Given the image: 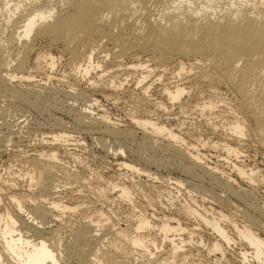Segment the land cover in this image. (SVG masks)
Returning <instances> with one entry per match:
<instances>
[{
    "label": "bare ground",
    "instance_id": "obj_1",
    "mask_svg": "<svg viewBox=\"0 0 264 264\" xmlns=\"http://www.w3.org/2000/svg\"><path fill=\"white\" fill-rule=\"evenodd\" d=\"M8 26L12 27V32L10 31L7 34H5L4 31L5 29H8L7 28ZM2 33H4L5 35L0 38V65L6 69L12 68L13 74H9L10 72L5 73L4 75L1 74L0 80L2 81L4 92L7 95H10V97H14V98L19 97V99H22L23 101L26 100L28 102L31 101L33 102V104L35 102L36 104H38L37 103L38 101L40 102L47 101L48 92L46 94L44 93V91L42 92L41 90H34L33 88H29L30 86L25 89L23 88L20 89L15 87L14 85L15 82L13 83L14 79L17 78V71L18 72L20 71V73L23 74L26 61H28L27 58L33 49L31 44L33 39L39 37L41 38L49 37L52 41L51 43H53V41L54 43L55 41L64 42L65 47L64 46L63 47L66 49V51H68V53L71 54L70 57L72 56L71 58H73L77 62L74 63L77 64V68H76L77 72L82 73L83 75L88 74L89 72H91V70H93V68H96V66L93 65L92 58L95 49L97 51L95 53H98V51H100L97 50L96 47L102 45V44L99 45L100 43L99 41L102 40V42L104 41L106 42V44L103 45L106 46L107 48L106 51H108V54H110L111 56L113 55L114 57H117L120 54H125V53L126 54L133 53L135 55H138V57L142 55L143 58L142 61L137 62V64L134 65V67L140 66L146 73L149 74H151L150 72L154 70H158L162 74V71L166 72L167 69L170 68L172 64H175L173 70L176 71L175 72L176 75L173 74V76L175 75L176 77L179 76L181 77V75L183 77V74H188L193 69H196L195 73L190 77L191 80L189 84L187 82V87L183 86L184 84H180V85L176 84L173 86V88H168V86L165 88L163 87L164 89L161 90L162 91L161 93L162 95H166L167 98H169V101L171 100L175 101L180 99L185 94V90H187L186 88L192 90L194 89L197 92H199V90L201 89L200 87L202 85H208V87L215 86L214 88L218 87L217 89L219 90L221 87L229 88L231 90V93L233 92L235 94L236 100H234V102L236 101V105H237L236 107L237 109L235 110L238 111V107H239V108H243L244 112L247 111V113L251 117V119L249 118L250 121L252 120L253 133L255 132V134L259 138L258 140H260V143L262 142L264 144V0H0V34ZM13 49L16 52L15 53L13 51L14 54L12 53ZM83 59H84V63L86 62V65H84L83 62L81 63ZM179 60L181 61L178 62ZM183 60H187V61L189 60L190 66L189 65L186 66L185 65L186 63L183 62ZM15 61H16L15 66H12V63ZM53 61H54V55H50V57L45 60V63L47 64V66L45 67L51 68L53 65ZM172 68L169 70H172ZM185 76L184 78H186ZM18 77H20L23 80L24 78H27L23 75ZM190 78L188 77V79ZM143 79H145V77ZM110 82L109 84H107L109 88L111 87H115L117 89L120 88L117 85H110L114 83L113 81L112 83ZM146 85L145 86L143 85L141 87L144 90V92L148 88L146 87ZM115 88L113 89L115 90ZM217 92L219 93V91ZM217 92L216 93L213 92L214 93V94L212 93L213 96L216 95ZM82 95L83 97L85 96L84 94ZM82 95H80L81 99H82ZM89 101H91L92 103L91 102L90 103L93 105V103H96V98H90ZM162 103L163 102H157L154 108L160 111L165 110L168 104L167 105L165 104L166 106L164 107L166 108L164 109L163 107L164 103L163 104ZM41 104L39 105L41 106ZM214 104L216 103L213 100L212 101L207 100L199 108V110H201L200 111L201 113L207 115V113L205 112L210 113L209 111H213L212 109H214L213 107H215ZM235 110L232 111L228 110L229 112L226 116L227 118L229 117L234 120V121L231 120L233 122L230 121L228 122L230 123L229 127L227 126L228 128H225L227 129L226 135L228 136V138L222 144V151L225 154H227V158L229 156L230 157L235 156L236 158H239L240 154L242 153L241 147L237 145L241 144L242 143L241 141L244 140V139L242 140V138L245 135L244 129L246 127V124L244 123L245 120H243L242 118L244 116L242 117L240 116L241 118H239L237 111ZM216 115L217 114H215V116ZM237 116L239 119L237 118ZM76 117H78V115ZM87 117L88 116L85 115H81V114L79 115V118L81 121H83V125L85 127L83 128L88 129V131L101 130L100 133L103 134L105 133L107 135H112L116 137L124 135L125 138L126 136L130 138V136L133 135V133H130L132 132L130 130L126 132L127 130L121 131L118 129L110 128L106 124L108 121L106 122V120L103 119V117L102 118L98 117L99 119L98 118L96 119L93 118L94 117L93 116L92 118L91 117L88 118L89 120L86 121ZM83 118H85V120ZM152 120L153 119L149 117L144 119L140 117L137 118L135 122L136 125L140 126L143 129L146 135L152 136L154 137V139L157 137H165V136L167 137L169 143H167L166 146L165 144L164 146H162L161 144L162 147L158 146V149H156L157 146L155 145L156 148H153V151L151 150L152 155L148 154L152 157L151 160L154 164L159 166L162 165L164 167L174 166L176 165L174 158L175 157L177 158L178 156L183 161L181 162V165L180 162L178 163L179 164L178 167L181 168L182 171H184L186 174L190 176L195 174V171L196 169H198L199 166L200 168H206L205 166L201 167V162H200L201 157L199 156L200 154L198 153L199 154L198 155L193 148L190 147L188 148V150L186 149L183 150L182 149L183 147L180 148L175 144L177 141H181V137H179L174 130L169 129L166 125H164L165 123L159 124L157 123L158 121L154 122ZM78 122L81 123L80 121ZM50 123L51 126L48 127L51 130V132L49 133L51 134L52 144L55 141L56 142L60 141L61 143V141L69 140L68 138L71 136V134L67 129L62 127L64 125L61 124L60 119L55 117L53 118V122ZM97 133L99 134L98 131ZM146 143L142 145L140 144L141 146L139 145L140 146L139 150L144 151L146 145L150 144L151 146V143L149 144ZM151 148H149V150ZM42 149L39 152L37 151L38 154L32 158L33 170L37 173L39 177L37 175L34 176L35 175L34 172L33 173L30 172L32 173V175H29L27 172L28 174L27 178L29 177L28 179H30V181H28L29 188H30V184L39 185L40 186L39 194H41L40 197L42 196V200L39 198V196L38 198H35L30 194H26L24 192L25 190L23 191L24 193H21L22 191L21 192L14 191L15 193H13L11 189L10 190L12 194L11 193L7 194L5 198V199L8 198L10 201L8 203V212H4V215H2L0 212V264H72L71 263L72 259H75L77 261L76 264H171V262L175 264L192 263V262L190 263L187 262L188 257H190L189 256L190 254L188 253L189 251L186 252V250L183 249L185 243L184 240H182L183 238L182 239L176 238V235L178 234L181 235L182 237V234H184L185 232H187L186 234L189 233L192 234L194 230L190 229L188 227V224L184 226L179 222V220L178 223L177 221L176 223H174L167 218L166 220L160 221V224L158 222L159 225L157 226L159 227V232L157 233H159L161 236L160 238H162L166 242L164 244H167L168 249L164 253L165 256L158 257L157 253L155 252L157 257L156 256L153 257V255L155 254H153L154 251L152 253V248L156 249L159 243L158 245L156 244L155 238H154L155 240L154 239L148 240L146 239L147 237L145 238V236L142 235L143 232L141 233V231L142 230L147 231L146 229H149L154 221L144 215L143 216L141 215L139 218L137 217L138 218L137 221L133 219L135 222L132 225H129L131 226L130 229L127 228L128 230H130L129 233H132L131 231L133 230L134 235L129 236L128 233L127 235H124L123 233L127 231L126 229H124V231L125 230L126 231L120 234L122 235V238L124 236L125 240L122 239L120 240L119 239L120 237L116 238L121 241V244L120 242L119 244H113L112 242H114L113 241L114 239H112V242H110L112 244L105 245L104 242L105 247H103L102 245L103 237H99L96 234L97 228L102 230L105 236L107 234L109 235L111 234L110 232L112 231L111 230L112 228L109 224L110 220L107 218L108 216L106 217V215L102 211L101 212L95 211L97 214L95 213L94 215V213H92L94 216H91L89 219L87 218V220L83 219L78 221L76 228L74 227L75 231H72L70 229L73 233L75 232L74 242L66 243V244L62 243L64 245V247H62L63 245L59 244L60 241L58 242L59 238L57 237H59L58 235L60 234L61 230L62 229L64 230L62 226L66 225L67 221L64 222V220H59V217L62 214L65 215V213H68L69 211H77L78 206L68 205L64 203L62 199H56L55 197H52V195L58 193L59 190L58 187H60L59 185H61V184L57 185L58 183L55 180L57 177L54 179L57 184L53 182V178L57 174L61 173L59 171L61 167L59 169L58 168L59 166L57 167L55 165L59 159L58 158L59 156H58V152H56L55 149H50L48 151H43ZM120 149H122V147ZM156 151L160 153L158 155H155ZM73 155H74L73 157H77L75 156V154ZM75 159L77 160V158ZM77 163H79V161ZM118 164H119V168L121 167L122 170L123 168L129 170L132 169L135 170V172L141 170V168L139 170L134 164H131L124 160H122ZM29 166H31L30 163ZM233 168H235L236 172L235 171L234 172L238 176V178L239 177L245 178L247 171L244 169L245 168L244 166L234 163ZM204 170L205 173H207L209 177L214 180V182L216 181L223 186V189L225 190L224 193L225 192L228 193L229 199L230 197H233L238 200L239 199L244 200V198L242 197V193L244 194V190L240 188L241 186L239 187L240 189L238 187H235L234 180L231 179V177L229 176L227 178L225 176L223 177L222 176L223 174H219L215 172L216 170L212 171L210 169L208 170V168L203 169V171ZM63 171L64 170L62 169V172ZM65 171L66 173L71 172L68 171V168L65 169ZM253 172L255 171L253 170ZM64 175L66 174H63L62 176ZM253 175L254 174L252 172L249 173L248 175L249 181L251 179L254 180ZM72 176L73 175H71V177ZM36 177L38 178L36 179ZM71 177L68 178L71 179ZM65 178L68 179L67 177ZM155 179L158 178L155 177ZM71 180L74 179L72 178ZM114 181L112 180L113 183ZM117 181L118 179L115 182ZM249 181L247 182L249 183ZM113 183L112 186H109L110 183L107 184L108 187L110 188L113 187V190L114 188L118 189L117 194L120 195L122 198L127 199V201L130 200V198H132L131 193L133 191H130L129 189L132 185H129L130 187H128L126 186L127 183H125L126 185L125 184L121 185L120 183H119L120 185L118 183L113 185ZM151 185L154 186L153 182ZM13 186H15L14 188L16 189V187H18L19 185L13 184ZM158 187L160 188V186H157V188ZM9 188L11 187L9 186ZM197 188H199V186ZM97 189L98 187L96 188V190ZM160 189L162 192L163 191L162 188ZM169 189L170 188L167 189L166 187V189L164 190L169 191ZM199 189L201 190V188ZM101 191L103 192V189H101ZM101 191L99 193H101ZM155 191H157V189ZM167 191H165L166 193L165 192L163 193L167 194L168 193ZM104 193L102 194L108 197L107 193L106 194ZM157 193H158L157 195H159V192ZM96 195L98 196V194ZM215 198H216L215 200H217V202H219L220 205L226 206L228 208H231V206L235 204L233 201H232L233 204L228 202V199L224 201L220 197L215 196ZM245 200H247V198H245ZM246 203L248 207H252L256 212H261L262 214V210H261L262 208L260 206L257 207L254 204L253 206L252 203L248 201ZM186 204L188 205L181 206V208L178 207L180 209L179 211L181 212V215H183L185 218H188L189 220L191 219H194L195 221L197 220L199 221L198 222L199 224L204 223L205 225L209 226L218 235L219 240H217L213 244V248L211 249L210 252L220 251L221 253L224 254L223 245L225 243L227 245H230L229 243H231L232 240L228 236V230L226 229V226L222 224L223 223L222 221L226 220L228 221V223L232 222L229 224H231L233 226L232 228L236 230L238 236L240 237L239 239L244 240L245 243L248 246H250L252 249V252L251 253L249 252L250 253L249 254L247 250L243 248V251L241 252L240 263L247 261V259L249 258L252 260H256L258 264H264V237L258 233L256 234L250 224L248 226L244 224V226L246 227L241 228L235 223V221L231 219V214L230 216L228 215L230 212L229 213L227 212L226 214L225 211L221 210L220 212H218L219 213L218 217L217 216L214 217L215 216L214 213L216 211L213 214L211 212V215H214L211 218L210 211L215 209L212 208L207 216L203 214L205 212L204 210L203 213L200 212L201 208L200 209L198 208L199 210H197L196 208L193 207L194 205H189V202ZM245 210L241 209L240 215L242 214L244 217H246L248 214ZM142 212L143 211H141V213ZM75 213H78V211ZM185 218L183 220H186ZM253 219H255V217ZM60 221L64 222L65 224L63 225ZM114 232L118 234V232H116L115 230ZM145 235L147 234L145 233ZM219 242H221V244ZM59 245L62 247V250H59L61 248L59 247ZM83 249L85 250L83 251ZM63 252L64 255L62 254ZM135 252L137 253L141 252L143 255L140 254L139 255L140 257L136 258L137 253L135 254ZM172 258L173 260L171 261ZM215 262H216L215 264L219 263L218 261Z\"/></svg>",
    "mask_w": 264,
    "mask_h": 264
},
{
    "label": "rangeland",
    "instance_id": "obj_2",
    "mask_svg": "<svg viewBox=\"0 0 264 264\" xmlns=\"http://www.w3.org/2000/svg\"><path fill=\"white\" fill-rule=\"evenodd\" d=\"M7 28L8 29H5L4 31L5 34H7L10 31L12 32V27L8 26ZM4 33L0 34V38L5 35ZM48 38L49 37H46V38L39 37V38L33 39V41L31 42L33 49L27 58L28 61H26L23 74L20 73V71L19 72L17 71V78H15L13 81V83L15 82L14 84L15 87L20 88V89L21 88L25 89L30 86L29 88H33L34 90H41L42 92L44 91V93L46 94L48 92L47 101L45 102L42 101L44 104L40 101L37 102L38 104H36V102L33 104V102L31 101L29 102L26 100L23 101L22 99H19V97H15V98L10 97V95H7L4 92L2 81L0 80V87H1L0 88V212L1 214L4 215V212H8V203L10 200L8 198L7 199L5 198L7 194H10V193L12 194L11 190L13 191V193H15L14 191H18V192L22 191L21 193L25 192L26 194H30L31 196H34L35 198H38L39 196V198L42 200V196L40 197L41 194H39L40 186L37 184H34V185L30 184V188H29L28 181H30V179H28L29 177L27 178V176L28 174L32 175L33 172L35 173L34 176L37 175V173L33 170L32 158L35 155H37L38 152L41 151L42 148H43L42 149L43 151L55 149L56 152H58V156H59L58 157L59 159L55 165L57 167L59 166L58 167L59 169L61 167L60 170L58 169L61 173L57 174L53 178V182L54 183L57 182L58 183V184L56 183L57 185L59 184L61 185H59L60 187H58L59 189L58 193L57 194L55 193L54 195H52V197H55L56 199H62V201H64V203L68 205L78 206L77 208L78 213H75L77 211H69L68 213H65V215L62 214L61 215L62 217L61 216L59 217V220H64V222L67 221L66 225H64L65 224L64 222L60 221L64 225L62 226L64 230L62 229L61 230L62 235L60 232V234L58 235L59 237H57L59 238V240L57 239L58 242L60 241L59 244L63 245L66 243L74 242L75 232L73 233L72 231H75L78 221L83 220V219L87 220V218L89 219L91 216H94L96 212H101V211L104 212L106 217L108 216L107 218L111 221V222L109 221V224L112 228L111 229L112 231L110 233L113 235L112 236L111 234L110 235L107 234L108 236L107 235L105 236L102 230L97 228L96 234L99 237H103L105 239L104 240L102 238L103 247H105V245H109L112 243L119 244L120 242L121 244L120 240L121 239L125 240V238L124 236L122 238V235L120 233L125 232L127 230L128 232L126 231L125 233H123L124 235H127V233L129 234V236L134 235V232L132 229H131L132 233H129L130 230L128 229H130L131 227L129 225H132L135 221H137V219L141 215L142 216L144 215L148 217L149 219L154 220L153 221L154 224L152 223L151 227L149 229H146L147 231L145 230H142V231L140 230V231L141 233L142 232L144 233V234L142 233V235H144L145 238L147 237L146 239L153 240L155 238L156 240L155 239L154 240L156 244L158 245L159 243L156 249L152 248V253L153 251H154L153 254H155L156 252L158 257L165 256L164 253L166 252L168 248H167V244H164L166 242L162 238H160L161 237L160 234L157 233L159 232V227L157 225L160 224V221L166 220L168 218L171 220V222H174V223H176V221L178 223V220H179V222L183 224L184 226L188 224V227L194 230L192 234L189 233L192 236H190L189 234H186L187 232L182 234V237L181 235H178L176 233L177 234L176 238H180V239L183 238L182 240H184L185 242L183 249H185L186 252L189 251L188 253L190 254L189 255L190 257H188L187 262L189 263L192 262L191 264L193 263L194 264H215L216 263L215 261H218L219 262L218 264H258L256 260H252L249 258L247 259V261L240 263V257H241V252L243 251V248H245L248 253L249 252L251 253L252 249L250 246H248L245 243L244 240L239 239L240 237L238 236L236 230L232 228L233 226L231 224H229L232 222L228 223V221L226 220L222 221L223 222L222 224H224V226H226V229L228 230V236L232 240L231 243H229L230 245H227L226 243L223 245L224 254L221 253L220 251L210 252L211 249L213 248V244L217 240H219V237L216 234V232H214L209 226L205 225L204 223L199 224L198 223L199 221L197 220L195 221L194 219L189 220L188 218H185L183 215H181V212L179 211L180 210L179 208H181V206H186L188 205L186 203L189 202V205H194L193 207L196 208L197 210L201 208L200 212L203 213L205 211L203 214L207 216L209 214V211L212 208L215 209V210L210 211V215H211V212L212 214L215 211L217 212V213L215 212L216 214L214 213L215 216L209 215L211 218L213 216L218 217L219 216L218 212H220L221 210L225 211L226 214L227 212L228 213L230 212L228 215L230 216L231 214V219L235 221V223L239 227L244 228L250 224L256 234L258 233L264 237V144L262 142L260 143V140H258L259 139L258 136L255 134V132L253 133L252 120L250 121L251 117L249 116L247 111L244 112V109L239 108V107H238V111L235 110L237 109L236 101L234 102V100H236L235 94L233 92L231 93V90L227 87H221L219 90L217 89L218 87L214 88L215 86L208 87V85H202L200 87L201 89L199 90V92H197L194 89L192 90V89L186 88L187 90H185V94L180 99H178L179 101L178 100L169 101V98H167L166 95H162L161 90H163L167 86L168 88H173V86L176 84H179V85L184 84L183 86L187 87V82L189 84L191 80L190 77L195 73L196 69H193L192 70L193 72L190 71L189 72L190 74L189 73L183 74V77L182 75L181 77L180 76L176 77L175 76L176 71L173 70L175 67V64H172L173 66L171 65L170 68H168L166 72L162 71V74L158 70H154L155 72L158 71L157 72L158 74L155 73L154 71L150 72L151 74H149V73H146L140 66L134 67V65H136L137 62L142 61L143 59L142 55L138 57V55H135L133 53H127V54L125 53V54H120L121 56L119 55L117 57H114L113 55L111 56L110 54H108V51H106L107 49L106 46L103 45V44H106V42L104 41L105 39H104L103 40L104 42H102V40L99 41L100 42L99 45L102 44L103 46L101 45L99 47H96L97 50H100L102 53L98 51L99 53L98 55V53H95L97 52L95 49L94 51L95 56L93 55V58H92L93 65L96 66V68H93V70H91V72H89L88 74L83 75L82 73L77 72V69H76L77 64H74L76 61L73 58H71L72 56L70 57L71 54L68 53V51H66V49L64 48L65 47L64 42L55 41L54 43L53 41V43H51L52 42L51 39L50 38L48 39ZM13 51L15 52V50L14 49L12 50V53L14 54ZM50 55H54V61H53V65L51 68L45 67L47 66V64L45 63V60L48 59ZM180 61L181 60H179L178 62ZM82 62L84 63V59L81 61V63ZM183 62L186 63V64L184 63L186 66L188 65L190 66L189 60L188 61L183 60ZM15 64H16V61L12 63V66H15ZM84 65H86V62L84 63ZM171 68L172 70H169ZM12 71H13L12 68L6 69V68H3L2 66L0 67V75L1 74L4 75L7 72L8 73L10 72L9 74H13ZM173 74L175 75L173 76ZM22 75L27 78H24L23 80L20 77H18ZM81 75L84 77H82ZM184 76L187 79L184 78ZM144 77L145 79H143ZM188 77L190 79H188ZM112 81L114 83L110 85H117L120 88L118 89L115 87L109 88L107 84H109V82L112 83ZM139 81H142V82H139ZM16 83H17V86H16ZM143 85L144 86L146 85V87H148L147 88L148 90L146 89L145 92L141 88ZM113 88H115V90ZM215 90L216 92L219 91V93L217 92V94L213 96V94L216 93ZM82 94H84L85 96L83 97ZM80 95H82V99ZM90 98H96V103H93L92 105L91 104L92 102L89 101ZM204 100L205 101L213 100L216 103L214 104L215 106L213 107L214 109H212L213 111H209L210 113L205 112L207 113V115H205L204 113H201L200 112L201 110H199V108L204 104L205 102ZM157 102H163L164 103V104L162 103L163 107L168 104L166 106L167 108L164 107V109L165 108L166 109L162 111L156 110L154 106ZM39 104H41V106ZM228 110L237 111L239 118L244 116L242 118L243 120H245L244 123L246 124V127L244 129L245 135L242 138V140L243 139L244 140L241 141L242 142L241 144L237 145L241 147V151H242L239 158H236L235 156H231V157L229 156L227 158V154H225L222 151V144L228 138V136L226 135L227 129L225 128L229 127V124H230L228 123L229 121L230 122L234 121L233 119L229 117L228 119L226 117L229 112ZM212 112L214 116L212 115ZM80 114L88 116L86 118V121L89 120L88 118L90 117L92 118L93 116H94L93 118H96V119L98 117L99 118L103 117V119H105L106 122L108 121L106 124L110 128L118 129L121 131L127 130L126 132L130 130L132 131L130 133H133V135H131L130 138L127 136L125 138L124 135L116 137L112 135H107L105 133L103 134V133H100L101 130H89L88 131V129H84L85 127L83 125V121H81L79 118ZM215 114H217L216 115L217 117L215 116ZM77 115L78 117H76ZM55 117L60 119L61 124L64 125V126L62 125L61 126L70 132L71 136L68 138L69 139L68 141H61V143L60 141L58 142L55 141L53 142V144L51 143L52 141L51 134L49 133L51 132V130L49 129L48 126H51L50 122H53V118ZM140 117L143 119L149 117L153 119L152 121L154 122L158 121L157 123L159 124L165 123L164 125H166L169 129L174 130L177 133V135L181 137V141H177L175 144L180 148L183 147L182 148L183 150L184 149L188 150V148L190 147L193 148L197 154L198 153L200 154L198 155L201 157L200 159L201 161L199 160L201 162V167L205 166L206 168H200L199 166L198 169H196L195 174L190 176L186 174L184 171H182L181 168L178 167L179 165L178 163L180 162V165H181V162H183L182 159L179 158L178 156L177 158L176 157L174 158L175 159L174 161L176 164L174 166L164 167L162 165L159 166V165L154 164L151 160L152 157L150 156L152 155L151 150L153 151V148H156V146H157L156 149H158V146L160 147L164 146V144L166 146L167 143L169 142L166 136L157 137L155 138L157 140L156 141L154 137L146 135L143 129L140 126L136 125L135 120ZM83 119L85 120V118ZM78 121H80L81 123H79ZM208 121H211V122H208ZM97 131L99 132V134L97 133ZM144 143L146 144L151 143L152 148L150 144L149 145L145 144L146 151L139 150L140 146ZM121 147L122 149H120ZM148 147L151 149L149 150ZM159 153L156 151L155 155H158ZM73 154H75V156L77 157H73L74 156ZM75 158H77V160L79 158L78 160L79 163H77L78 161ZM122 160L127 161L131 164H134L139 170L141 168V170L138 172L137 171L135 172V170H132V169L129 170L125 168H123L122 170L121 167L119 168V164H118ZM29 163L32 167L29 166ZM234 163L244 166L245 167L244 169L247 171L248 175L249 173L252 172L256 176L255 177L253 175L254 180L251 179L249 181L248 180L249 176L247 174L245 175V178L239 177L240 178L239 179L238 176L235 174L236 172L235 168H233ZM64 168L65 169L68 168V171H71V172L66 173L67 170L65 171ZM207 168L208 170L210 169L212 171L216 170L215 172L219 174H223L222 175L223 177L224 176L226 178L228 176L231 177V179L234 180L235 187L239 188L241 186L240 188L244 190V194L242 193V197L244 198V200L245 198H247V200L245 201L242 199L238 200L233 197H230L229 199L228 193L227 192L224 193L225 190L223 189V186L216 181L214 182V180L211 179L207 173H205V170L203 171V169H207ZM62 169L64 170L63 172H62ZM253 170L255 172H253ZM61 174L62 175L66 174V175L62 176ZM71 175L73 176L71 177ZM153 176L157 177L158 179H155V177ZM38 177H36V179ZM65 177L67 178L71 177V179L73 178L74 180H71L69 178L66 179ZM22 178L24 181L22 180ZM54 179L56 180V182ZM114 179L115 181L118 179V181L115 182ZM112 180L114 181V183L112 182ZM247 181H249V183ZM152 182L154 186L151 185ZM112 183L113 185H115L116 183L118 184L120 183L121 185L127 183V185L126 184L125 185L128 187H130L129 185H132L131 186L132 188L131 187L129 188L130 191H133L131 193L132 198L128 200L129 202L127 201V199H124L120 195L117 194L118 189L114 188L113 190V187L112 188L108 187L107 184H109V186H112ZM137 183L138 184L140 183L139 186ZM13 184H17L19 186L16 187L15 189L14 188L15 186H13ZM8 185L11 188H9ZM157 186H160V188H162L163 191L161 192V189L159 187L157 188ZM198 186L199 188H201V190L197 188ZM95 187L96 188L98 187L99 190L98 189L96 190ZM166 187L167 189L170 188L169 191L164 190L166 189ZM101 189H103V192L101 191ZM156 189L157 191H155ZM100 191L101 193H99ZM165 191H167L168 193L164 194L163 192ZM104 192L107 193L108 197L102 194ZM157 192H159V195H157L158 194ZM96 194H98L99 197ZM169 195L172 197H170ZM215 196L220 197L224 201L228 199V202L232 204L234 202L235 204L231 206V208L220 205V203L217 202V200H215L216 199ZM247 201L251 202L252 205L254 204L257 207L260 206L262 208L261 209L262 214L261 212H256L252 207H248V205H246ZM148 202L150 203V205ZM236 205L238 208L236 207ZM241 209L242 210L246 209L245 211L248 214L246 217H244L242 214L240 215ZM141 211L143 212L141 213ZM92 213H94V215ZM254 217L255 219H253ZM184 218L187 221L183 220ZM244 224L246 226H244ZM254 224H257V225H254ZM192 225L196 229H194ZM121 228L123 229V231ZM124 229L126 230L124 231ZM114 230L118 232V234H116ZM151 230H153L154 232ZM70 233L73 235H71ZM145 233L147 235H145ZM116 238H119L120 240ZM112 239H114L113 240L114 242H112ZM104 242H105V245H104ZM221 242L219 243L221 244ZM59 247L61 246L59 245ZM62 247H64V245ZM62 247L59 250H62ZM84 250L85 249H83V251ZM136 253L137 252H135V254ZM62 254L64 255V252ZM137 254H136V258H139L140 257L139 255L142 253L140 252ZM155 256L156 254L153 255V257ZM72 260H71V263L76 264L77 261L75 259H72ZM172 260L173 258L171 259V261ZM171 264H175V263L171 262Z\"/></svg>",
    "mask_w": 264,
    "mask_h": 264
}]
</instances>
